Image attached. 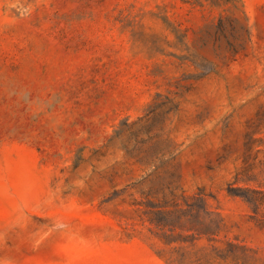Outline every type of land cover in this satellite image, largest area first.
I'll list each match as a JSON object with an SVG mask.
<instances>
[{"label":"rangeland","instance_id":"374dc122","mask_svg":"<svg viewBox=\"0 0 264 264\" xmlns=\"http://www.w3.org/2000/svg\"><path fill=\"white\" fill-rule=\"evenodd\" d=\"M168 261L264 264V0H0V264Z\"/></svg>","mask_w":264,"mask_h":264},{"label":"trees","instance_id":"16d2710c","mask_svg":"<svg viewBox=\"0 0 264 264\" xmlns=\"http://www.w3.org/2000/svg\"><path fill=\"white\" fill-rule=\"evenodd\" d=\"M177 212H178V211H176V213H177ZM179 212H183V213H184V212H186V211H183V210L180 209ZM162 214H164V215H165V214L171 215V214H174V213H173V211H172V212H171V211H170V212L163 211ZM179 221H180V220H179ZM164 223H165V222H164ZM190 223H192V222H190ZM161 224H163V223H161ZM164 225H165V224H164ZM191 227H193V226H191ZM187 229H190V228H187ZM160 255H161V254H160ZM168 263H169V264H172V263L169 262V261H168Z\"/></svg>","mask_w":264,"mask_h":264}]
</instances>
